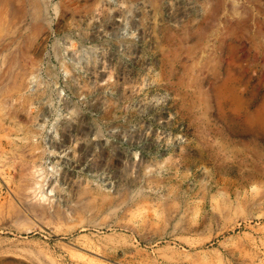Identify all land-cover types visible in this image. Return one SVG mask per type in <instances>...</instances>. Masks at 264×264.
<instances>
[{
	"label": "rangeland",
	"instance_id": "obj_1",
	"mask_svg": "<svg viewBox=\"0 0 264 264\" xmlns=\"http://www.w3.org/2000/svg\"><path fill=\"white\" fill-rule=\"evenodd\" d=\"M246 122L264 0H0V264H264Z\"/></svg>",
	"mask_w": 264,
	"mask_h": 264
},
{
	"label": "bare ground",
	"instance_id": "obj_2",
	"mask_svg": "<svg viewBox=\"0 0 264 264\" xmlns=\"http://www.w3.org/2000/svg\"><path fill=\"white\" fill-rule=\"evenodd\" d=\"M221 61V60H220ZM217 66H219V65H217ZM217 72V74H218V72H219V68H218V70L216 71ZM246 73V70H245V67H241L240 65H237V64H235V62L234 61H229L228 62V67H227V71H226V74H227V77L225 78V80H224V83L223 84H225V83H228L229 85H230V87H229V89L231 90V92H232V94L233 95H236L237 93L235 92V90H233V89H231V85L233 84L232 83V79H235L236 77V75L238 74V73ZM241 83V82H240ZM232 87L233 88H235V86L234 85H232ZM4 98V97H3ZM2 101H3V99H2ZM3 117V116H2ZM2 121V120H1ZM7 123V122H6ZM246 126L244 127L247 131H250V132H253L254 133V135L255 134H257L258 136H264V125L263 126H257V125H251V124H249L248 122H246V124H245ZM6 126V125H5ZM239 126H241V125H239ZM14 127V126H13ZM234 127V126H233ZM13 129V128H12ZM235 129V128H234ZM17 130V129H16ZM244 130V129H243ZM236 131V130H235ZM240 131V130H239ZM244 132V131H243ZM1 135H2V133H1ZM14 135V134H13ZM4 136V135H3ZM262 140H260V142H261ZM14 142V141H13ZM16 143V142H15ZM261 143H263V145H264V141H262ZM19 145V144H18ZM17 146V145H16ZM28 147V146H27ZM4 149H6V148H4ZM17 153V152H16ZM257 156H259L258 158H256V160H254L253 162H254V164L255 165H257L258 167H259V165H264V156H262V155H260V154H258ZM2 158V157H1ZM13 159V158H12ZM9 160V159H8ZM30 163V162H29ZM34 166V165H33ZM32 167V166H31ZM35 167V166H34ZM1 169V168H0ZM29 169V168H28ZM15 170V169H14ZM23 170H25V169H23ZM258 172H253V173H251V176H253V177H256L258 174H264V169H263V171H259V169L257 170ZM6 178V177H5ZM10 189V188H9Z\"/></svg>",
	"mask_w": 264,
	"mask_h": 264
}]
</instances>
